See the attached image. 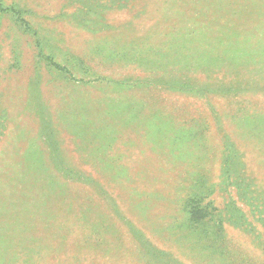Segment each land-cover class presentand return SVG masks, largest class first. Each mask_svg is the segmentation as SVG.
I'll list each match as a JSON object with an SVG mask.
<instances>
[{
	"label": "rangeland",
	"instance_id": "rangeland-1",
	"mask_svg": "<svg viewBox=\"0 0 264 264\" xmlns=\"http://www.w3.org/2000/svg\"><path fill=\"white\" fill-rule=\"evenodd\" d=\"M0 264H264V0H0Z\"/></svg>",
	"mask_w": 264,
	"mask_h": 264
}]
</instances>
